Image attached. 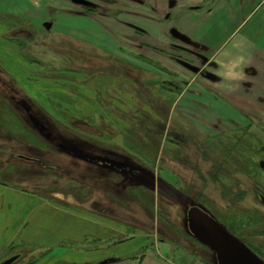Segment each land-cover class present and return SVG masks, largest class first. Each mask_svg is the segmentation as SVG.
<instances>
[{"label": "crops", "instance_id": "obj_1", "mask_svg": "<svg viewBox=\"0 0 264 264\" xmlns=\"http://www.w3.org/2000/svg\"><path fill=\"white\" fill-rule=\"evenodd\" d=\"M205 1L208 0H128L125 6L120 7L118 17L103 15L105 24L102 27L99 15L79 20L69 11L71 8L54 0H0L1 15L19 18L33 27L51 17L58 33L71 34L75 39L85 41L88 47L103 51L105 57L88 51V65L91 61L102 63L96 64L100 66L98 68L91 65L96 69L89 68L87 71L79 68L80 61L66 59L72 71H56L62 74L61 77H54L57 85L52 81L53 77H41L45 88L41 95H37L39 101L15 82L50 114L49 109L55 102L57 119L62 118L60 111H64L78 125L86 124L88 132L82 136L94 145L88 152L102 156L105 161L117 159L111 151L118 150L127 157L123 161H135L143 166L147 159L141 157L138 148L150 145L153 140L156 141V149L152 158L156 163L162 160L161 163L165 164L164 157L167 162L175 161L179 157L167 151V146L180 147L185 143L168 142L167 136L174 120L183 124L180 127L183 131L180 132L181 138L201 139L203 144L219 141L232 147L234 141L239 140L240 128L245 124L252 132L256 128L264 130V122L253 125L249 119L247 123L240 121L243 112L264 115V0H216L214 8L208 13L187 11L189 6ZM174 11L178 13L171 14ZM63 15L72 21H65ZM10 27L0 23V62L4 60L11 64L24 60L29 63L21 55L17 44L3 36L9 29L15 30ZM175 34L181 38L170 36ZM177 50L183 51L184 55L177 57ZM188 52H193L194 58L191 54L187 55ZM109 66L114 67L115 72L102 71L103 67L108 70ZM84 76L87 78L84 80L85 91H80L75 83H79ZM67 84L74 88L77 86V89L71 91L65 87ZM55 92L58 93L57 98L51 94ZM61 95L70 98L71 102L59 99ZM50 96L55 101H51ZM151 98L158 99V104L154 106L162 104L167 108L164 112L160 110L161 114L167 113L164 115L165 121H168L165 131L144 130L138 139L127 137V124H123L126 120L121 116L125 105L141 103V111L150 109L154 113L151 116L157 120V110L149 104ZM55 159L65 168H70L73 174L64 172V169L58 172L61 183L56 187L55 202H49L31 191L0 184V251L21 234L20 239L26 244L46 248L64 241L84 243L90 239L122 245L124 240L132 238L128 242L139 241L140 248L142 242L151 238L153 246L155 244L151 253L144 251L138 258H123L116 264H179L165 257L159 249L164 245L165 250H176L178 246L174 243L177 242L172 237L164 240L162 236L158 240L154 233L142 230L143 224L156 223L158 227L160 219L156 221L153 217L150 220L144 216L138 206L142 204L139 200L133 199L131 204H127V201L113 197L111 193L116 188L120 193L127 194L130 190L136 195L141 192L140 189L135 187L131 190L123 186L125 177L119 172L121 176L113 173L108 164H96L64 153H57ZM146 164L152 170V164ZM153 171L156 179L163 178L172 185L168 176L172 174L177 179L169 168L162 166ZM84 174L87 178L83 181L85 186L75 182L77 178L81 180ZM113 178L116 180L114 184ZM157 190L156 186L154 194ZM16 212L20 214L17 224L13 221ZM170 221L174 226L172 219ZM131 226H136L141 232H129ZM47 229L50 230L48 233L45 232ZM173 231H170L172 236H177ZM191 246V251L187 253L193 260L191 264H205L210 260L206 257L202 260L201 251L193 247L194 244Z\"/></svg>", "mask_w": 264, "mask_h": 264}, {"label": "rangeland", "instance_id": "obj_2", "mask_svg": "<svg viewBox=\"0 0 264 264\" xmlns=\"http://www.w3.org/2000/svg\"><path fill=\"white\" fill-rule=\"evenodd\" d=\"M55 3L61 2V4L66 7L71 8V11L75 16V18L79 17V20L86 19V16L90 15H99L98 19L100 20V25L103 27L102 24H105V21L103 20L104 16H119L120 13V7L125 6V4L128 2V0H54ZM54 2H52L54 4ZM216 0H208L207 2H203V4L200 5H193L189 6L187 9L188 12L191 13H208L210 12L214 6H215ZM178 11H174L171 14H176ZM64 16V15H63ZM169 18H171L168 15ZM166 17V19L168 18ZM65 21H72V19L66 18V16L63 17ZM165 19V20H166ZM85 21V20H84ZM50 23L51 28H45L44 23ZM0 23L6 26H11L8 33L12 37L18 39L22 45L20 46V53L24 57H27L29 60V63L25 62L24 60L21 61H15L10 63H6V61L1 60L0 64L2 68H4V72L6 74H9L11 78L13 77L15 81L19 84L21 89L25 90L31 97H33L35 100L39 101V97L37 95H41L42 91L45 88V82L42 81L41 77L43 78H52V81L56 84V79L54 78L57 75L62 76V74H57L56 71H63L66 70V72L72 71V66L70 67L68 65V62L66 59L69 57L67 54L71 55V53H74L76 57H81L84 54H87L88 51H90L92 54H95L96 56L102 57L103 51H97L93 48L88 47V44L81 39H75L71 34H62L57 32V25L54 23V19L51 17H47L43 19V21L38 26H31L27 24V22L22 21L19 18H13V17H6L5 15L0 14ZM22 27L25 28L27 31L26 34H28V37H24L22 33H19V30L22 29ZM19 29V30H18ZM7 33V32H6ZM6 35V34H5ZM145 35V34H143ZM4 36V34H3ZM119 35L117 34V37ZM159 36V35H157ZM162 36V35H160ZM171 37L181 38L180 35H170ZM27 38V39H26ZM11 41V40H10ZM13 42V41H12ZM74 48L75 50H79L81 54L78 55V53L72 52L71 49ZM22 49V51H21ZM89 53V52H88ZM176 56L178 55L182 57L184 55L183 51L177 50ZM191 54V57L194 58L193 52H188L187 55ZM104 57V56H103ZM105 58V57H104ZM84 59H87L84 57ZM102 62L100 61H93L90 62L91 65L99 64L101 65ZM103 66V65H102ZM193 68V67H191ZM196 70V67H194ZM81 70L85 68H80ZM116 67V71H117ZM101 71V70H100ZM103 72L105 71H114L115 68L109 66L108 70L107 68L103 67ZM56 74V75H55ZM4 78V77H3ZM84 80H87L86 76L84 78H80L79 83H75V85H79L78 90L85 91L84 86H86V82ZM27 82V83H24ZM59 84V82L57 81ZM8 84V83H7ZM15 84V83H14ZM14 84H12V88L15 90H18L16 93L21 94L24 98L30 100L32 104H36V102L26 95L25 92H23L19 86L17 88L14 87ZM100 84V83H99ZM9 85V84H8ZM16 85V84H15ZM57 85V84H56ZM55 86V85H54ZM65 87L68 89L76 90L77 86L75 88L71 84H67ZM0 88H2L3 92L6 94H9L10 90L8 89V86L1 83ZM7 90V91H6ZM52 91V90H51ZM76 92V91H75ZM49 93V92H48ZM54 98H57L58 93H51ZM51 97V96H50ZM52 98V97H51ZM54 98H52L51 101H55ZM59 99H62V101L71 102L69 99L63 97L62 95L58 97ZM68 99V100H67ZM102 100V99H101ZM143 100V99H142ZM145 100V99H144ZM149 104L152 105L154 110H157L158 113V119H154L151 115L154 113L147 109L145 112H142V105L141 103H131L130 105H125V112H123V119L126 120L124 125L126 126V132L127 137H132V134H134V139H138V136L143 134V131H152L156 133H162L165 131L166 126H168V121L164 119V115L167 114H161L160 110L164 112L167 108L164 105H156L158 104L157 98H151L149 99ZM153 100V101H152ZM99 102V99L96 100ZM146 102V100H145ZM157 102V103H156ZM55 102H53L52 107L48 106L49 112L51 110L52 115L55 117ZM109 103V102H107ZM7 102H0V184L7 186V188H18L22 191H31L34 193V195L42 196V198L47 199L49 202H55L56 198V188H51L49 184L51 178L54 177L55 174H59L60 170H57L55 165L50 164V169H45L43 165L37 162H29L25 161L23 159L15 160L11 158L12 155L17 154H24L28 155L25 147L29 148L30 150H34L36 145L29 144V139L35 137L36 135L29 131V129H26L24 124L22 123L23 119L20 116L21 109L17 108L15 109V113H11L13 111L7 110L8 106ZM38 106V104L36 105ZM119 106H121L119 104ZM158 106V108H157ZM151 112V113H150ZM241 112H243L241 110ZM23 115V114H22ZM241 122L247 123L248 119L250 122H252L253 125H257L260 121V123L264 122V115H249L245 112L240 114ZM167 117V115H166ZM247 117V119H246ZM22 119V121H21ZM151 122V123H150ZM256 122V123H255ZM173 127L170 130V135L167 136L168 142L171 141V139L174 138V135L176 137L180 138L183 131H180V127H183L181 123L174 120V124H172ZM243 125V124H242ZM244 125V127L240 128L239 132V141H240V156H241V163L244 162H250L255 168V180L259 182V188H261V192L264 194V171L262 170V166H260V161L264 160V153H262V149H264V130L262 129H255L254 132L248 130ZM246 128V129H245ZM29 132H28V131ZM129 131V133H128ZM120 132V131H119ZM32 135H31V134ZM137 133V135H136ZM37 134V133H36ZM27 140V144H25V141ZM191 143L194 144H201V139H189ZM188 141V142H189ZM21 142H24L21 143ZM188 143L187 145L183 146H172L168 145L167 151L175 154L177 157L175 161L173 162H167L165 160V164H162V160L160 162H157L153 160L152 156L156 149V141L153 140L150 142V145L148 146H141L139 147V152L142 158H146V163L152 164V170H155V168H161L162 166L166 169H174V172L177 173V179H175L172 174L168 176L166 172H164V175L167 177H170L169 180L173 182V185L177 188V193L185 194V197L191 198L193 202H195L193 196H196L200 201V196L203 194V192L206 190H201V183H200V177L204 174V170H206V164L201 162L200 160V152H194V145L191 143ZM26 145V146H25ZM190 145L193 146L190 149ZM214 144L211 145V147ZM195 148H200V146H195ZM210 148V147H209ZM170 149V150H168ZM40 150L41 152H44V149H35ZM188 152H194L195 154L190 156L191 154H187ZM190 158H188L187 157ZM164 157V156H163ZM152 158V159H151ZM248 162V163H249ZM145 163V164H146ZM144 164V165H145ZM196 164L197 166H194ZM38 165V166H37ZM65 167V166H63ZM149 167V166H148ZM45 170L47 174L46 178H42L41 174L38 173V175L32 176L31 170ZM64 172L69 173L70 175H73L71 173V169L66 167L63 168ZM59 172V173H58ZM154 173V171H153ZM75 176V175H74ZM167 179V178H165ZM82 180V179H81ZM86 181V179H84ZM166 181V180H165ZM169 183V182H168ZM72 187V181L70 182ZM49 185V186H48ZM73 185L75 186V182H73ZM48 186V187H47ZM132 194V193H131ZM208 195H211V200L217 203L218 201H215L216 198V192L214 190H211ZM130 198V197H129ZM133 202V199L130 201H127V204H131ZM184 202V201H183ZM219 203V202H218ZM241 204L245 206L246 208H255L259 213L264 215V206L260 203L258 200V197H254L252 193L249 192V194H246L245 198L242 199ZM117 205V204H116ZM158 205V203L156 204ZM215 205V204H214ZM189 206H192L189 204H184L183 206L179 205H173L170 210V220L174 222V226L169 224L170 229L174 230L173 232H176L175 234L178 235L179 240L176 241L177 243H174L175 246H178L176 250L168 251L163 249L165 247L164 245L161 246L160 252L164 254L165 257H167L170 260H174L175 262L179 264H191L193 260H190L191 256L187 255L188 252L191 251V245L194 244L193 247L196 249H199L201 252V259L204 260L205 257H208L209 254L206 250L200 248L199 243L193 239L184 234L185 231L180 230V228H186V220L183 219L184 212L188 209ZM216 206V205H215ZM25 208V206H24ZM154 213V219L156 221L159 220V216L157 215V210L153 211ZM14 223L17 224L18 219L20 218L19 212L14 213ZM17 216V218H16ZM258 219V218H257ZM264 219V218H263ZM12 222V219H10ZM112 223H117L115 221H111ZM143 231L144 232H150L155 234L156 239H161L162 236L165 238H171V236L166 232L167 230L164 228H161L160 230V224H158V227L156 226V223L154 224H143ZM12 226V223L11 225ZM15 226V225H14ZM54 226V225H52ZM254 226V225H253ZM253 226H250L253 228ZM237 229L235 230L239 236L245 241H243L245 244L247 243L251 247H253L255 250L261 252L264 257V232L260 234L258 231L264 230V224L258 223V221L255 223V227L249 228V224L244 222L243 220L239 221V224L237 223ZM11 228V227H10ZM43 230V229H42ZM49 232L50 230L47 229ZM178 230L180 233L178 234ZM258 231L260 234H254V231ZM188 231V230H187ZM129 232L132 233H140V229L136 228V226H131L129 228ZM50 234V233H49ZM22 235V234H21ZM21 235L10 244L5 245L4 250H1L0 254V262L10 256L19 254L18 258L11 264H99L102 261V264H111V263H118L122 261L123 258L133 257L135 256L138 258L144 251L151 253L152 249H155V244L153 246V241L150 238V240H145V242H142V247L139 248L140 242L138 241H131L128 242L124 240L125 243L122 245H118V243H111L108 244L107 242H98L95 240H86L84 243L79 242H70V241H64L58 243V245L51 246V247H43L40 245H28L24 240L20 239ZM189 241V242H188ZM194 241V242H193ZM191 243V244H190ZM193 243V244H192ZM198 243V244H196ZM246 244V245H247ZM247 245V246H248ZM199 247V248H198ZM181 249L182 251H180ZM186 249V250H185ZM185 250V252H184ZM156 252V250H154ZM185 253V254H184ZM195 260V258H192ZM199 259V258H196ZM190 260V261H189ZM200 260V259H199ZM215 260V259H214ZM264 260V259H263ZM216 264V263H215Z\"/></svg>", "mask_w": 264, "mask_h": 264}, {"label": "trees", "instance_id": "obj_3", "mask_svg": "<svg viewBox=\"0 0 264 264\" xmlns=\"http://www.w3.org/2000/svg\"><path fill=\"white\" fill-rule=\"evenodd\" d=\"M4 16V15H3ZM6 17H10L8 15H5ZM24 32V33H22ZM19 33H22L24 37H28L27 31L24 27L19 30ZM5 38L8 40H11L17 44L19 49L22 45L18 39L12 37L7 32L6 35H4ZM29 38V37H28ZM27 39V38H26ZM82 49L75 50L74 48L71 49L72 52L78 53V55L81 54ZM22 51V49H21ZM88 53V52H87ZM67 56L70 59H74L75 62L80 61L79 68H85L86 69H96L100 66L96 65V68H94L91 65H88V60L84 59L89 57V55L84 54L81 57H76L74 53H71V55L67 54ZM28 59L27 57H25ZM98 66V67H97ZM76 68V67H75ZM9 74H6L4 72V68H2L0 64V85L1 83L8 86V89L10 90L9 94H6L3 92L2 88H0V102H7L6 104L8 106L7 110H9L11 113H15V109L19 108L22 112H20V116L22 117L21 121L24 124L26 129H29V131L33 132L36 136L29 139V144L36 145L34 150H30L29 148L25 147L28 153V155L24 154H17L12 155L11 158L15 160L23 159L25 161H33L40 163L41 165L45 166V169H50L49 165H55L57 170H62L63 166L55 161V155L57 153H64L66 155L75 156L76 158H80L86 161H90L96 164H108L109 168L113 173H117L118 175L122 174L125 179L126 183L123 184V186H128L129 189H134L135 187L140 189L141 192H137L136 195L129 193L124 194L120 193V191H117L116 188H114L111 193L113 197L120 198L122 201H130L132 199L139 200L142 204H138L139 207L142 208V211L144 213V216L149 218L150 220L153 219V211L157 210V215L160 217V230L161 228L166 229L167 233L172 236L173 234L170 232L172 228L170 229L169 224H171L170 221V210L173 205H181L183 206L186 204L196 205L199 206L201 209L209 213L212 217L215 219H218V213L216 212V206L214 205V201H206L202 199V195L200 196V201L196 196H193L195 202L189 199V197H185V194L182 195V193H177V188L165 181L163 178L156 179L155 175L151 171V169L147 166V164H143V166L137 165L134 162H128L123 161L122 159L127 158L118 150H112L111 154L117 156V159H112L109 161H105V159L102 158V156L96 155V153L90 154L88 150H92L94 145H92L90 142L86 141V138L83 137V134H86L88 130L86 129V124L84 125H78L75 121H73L70 118V115L65 113L64 111H60V114L62 116L61 119H57L52 114L48 113L44 108L40 107L39 105L32 102L23 96L21 94H17L16 92L18 90H15L12 88V84H14V87L17 88V83L13 78L8 76ZM4 77V78H3ZM9 85H8V84ZM7 91V90H6ZM18 110V109H17ZM23 114V115H22ZM123 115V114H122ZM121 115V116H122ZM151 123V122H150ZM28 131V130H27ZM28 131V132H29ZM37 133V134H36ZM129 133V131H128ZM31 134V133H30ZM32 135V134H31ZM137 135V133H136ZM134 136V134H132ZM24 144V142H21ZM25 144H27V140L25 141ZM26 146V145H25ZM44 149V152H41L40 150L35 149ZM38 166V165H37ZM65 168V167H64ZM32 176L38 175V173L41 174L42 178H46L47 174L45 170H31ZM120 174H119V173ZM86 174L80 178H77L75 180L76 183H79L81 185L84 184V179H87ZM121 176V175H120ZM72 179V178H71ZM51 188H56L57 184L61 183V177L57 174L54 175L53 178L49 179ZM116 180L113 178L112 183L114 184ZM48 185V186H49ZM47 186V187H48ZM85 186V185H83ZM158 187L157 194H154V188ZM157 195V199H155V196ZM130 197V198H129ZM184 201V202H183ZM158 203V205H156ZM111 207V211L112 206ZM184 219H186V211L184 212ZM222 222H224L225 227L232 232L234 235L238 236V238L242 241H244L239 234L235 231L237 227L238 221L235 220V218H227L222 216ZM261 219L260 221L262 222ZM237 221V222H236ZM164 224V225H163ZM172 226V224H171ZM180 230L185 231L184 234L187 236H190L186 230V228H180ZM178 231V230H177ZM264 232V231H263ZM180 232L178 231V234ZM178 237V235H177ZM245 242V241H244ZM247 244V243H246ZM248 245V244H247ZM257 255H259L262 259H264L263 254L257 250H255L253 247L248 245ZM202 248L206 249L209 257L211 258L208 262H205V264H215V258L213 253L204 246L201 245ZM105 261H102L99 264H102Z\"/></svg>", "mask_w": 264, "mask_h": 264}, {"label": "flooded vegetation", "instance_id": "obj_4", "mask_svg": "<svg viewBox=\"0 0 264 264\" xmlns=\"http://www.w3.org/2000/svg\"><path fill=\"white\" fill-rule=\"evenodd\" d=\"M171 140L173 142L175 141L177 144L184 142L185 145H187L189 141L186 137L178 138L176 135H174V138ZM234 142L235 145L232 147L226 143H219V141L210 144L201 143L199 145H194V152L196 153L199 151L201 154L200 161L206 164V170H204V174L200 177L201 190H206V193L204 191L202 194V199L210 202L211 195L207 193L214 190L216 192L215 201L219 202H214L216 205V212L218 213V219L216 220L224 225V222L220 221L223 219L222 216L228 219L233 217L237 221L239 219V221L243 220L249 224V228H252L250 226L254 225V228L257 221L258 223L264 224V220H262V222L260 221L264 218V215L259 213L257 209L255 210V208H246L241 204V201L245 198L246 194L250 192L254 197H258V200L264 206V194L261 192V188H259V182L255 180L256 175L254 166L250 164L249 161V163H241L239 150L240 141ZM212 144L214 145L211 147ZM195 146H200V148L197 149ZM194 152H188L187 154H191L190 156H192V154H195ZM262 153H264V149H262ZM164 158L167 160L166 157ZM261 161L264 162V160ZM57 162L60 163L59 161ZM194 166L197 165L194 164ZM170 170L174 172V169ZM262 170L264 171L263 167ZM174 173L177 176V173ZM258 231L261 234L264 230L259 229ZM258 231L255 230L254 234H259ZM171 237L176 241L179 240L177 236ZM208 257H206V259Z\"/></svg>", "mask_w": 264, "mask_h": 264}, {"label": "water", "instance_id": "obj_5", "mask_svg": "<svg viewBox=\"0 0 264 264\" xmlns=\"http://www.w3.org/2000/svg\"><path fill=\"white\" fill-rule=\"evenodd\" d=\"M50 26V23H44L45 28ZM260 165L264 168L263 161ZM186 222L189 233L213 253L216 264H264V260L242 240L199 206L192 205L187 209ZM17 258V254L10 256L0 264H11Z\"/></svg>", "mask_w": 264, "mask_h": 264}, {"label": "bare ground", "instance_id": "obj_6", "mask_svg": "<svg viewBox=\"0 0 264 264\" xmlns=\"http://www.w3.org/2000/svg\"><path fill=\"white\" fill-rule=\"evenodd\" d=\"M187 211V210H186Z\"/></svg>", "mask_w": 264, "mask_h": 264}]
</instances>
